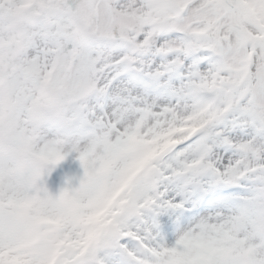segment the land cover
Here are the masks:
<instances>
[{
	"label": "snow or ice",
	"instance_id": "1",
	"mask_svg": "<svg viewBox=\"0 0 264 264\" xmlns=\"http://www.w3.org/2000/svg\"><path fill=\"white\" fill-rule=\"evenodd\" d=\"M19 255L264 264V0H0V264Z\"/></svg>",
	"mask_w": 264,
	"mask_h": 264
},
{
	"label": "clouds",
	"instance_id": "2",
	"mask_svg": "<svg viewBox=\"0 0 264 264\" xmlns=\"http://www.w3.org/2000/svg\"><path fill=\"white\" fill-rule=\"evenodd\" d=\"M137 169H133L129 176H128V179H131V176L135 175V172H136ZM127 181H125L126 183ZM100 215L102 216L103 215V207L101 206L99 209H98ZM76 243H78L76 240H74L73 238H67L64 243H62L60 245V249L61 251H68V252H71L74 248V246L76 245ZM14 255H16L14 253ZM30 259V256L29 255H19V258L18 260L16 261V264H26V262ZM50 260V257L48 258Z\"/></svg>",
	"mask_w": 264,
	"mask_h": 264
},
{
	"label": "rangeland",
	"instance_id": "3",
	"mask_svg": "<svg viewBox=\"0 0 264 264\" xmlns=\"http://www.w3.org/2000/svg\"><path fill=\"white\" fill-rule=\"evenodd\" d=\"M76 170V164L71 161L64 162L63 165L57 170L56 183L59 184L65 175L74 174Z\"/></svg>",
	"mask_w": 264,
	"mask_h": 264
}]
</instances>
